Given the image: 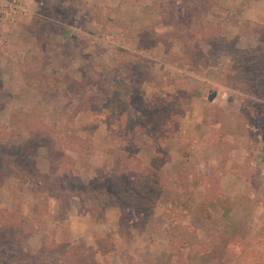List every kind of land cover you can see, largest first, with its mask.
Instances as JSON below:
<instances>
[{
    "label": "rangeland",
    "instance_id": "obj_1",
    "mask_svg": "<svg viewBox=\"0 0 264 264\" xmlns=\"http://www.w3.org/2000/svg\"><path fill=\"white\" fill-rule=\"evenodd\" d=\"M255 8L0 0V264H232L211 236L220 174L264 213Z\"/></svg>",
    "mask_w": 264,
    "mask_h": 264
},
{
    "label": "crops",
    "instance_id": "obj_2",
    "mask_svg": "<svg viewBox=\"0 0 264 264\" xmlns=\"http://www.w3.org/2000/svg\"><path fill=\"white\" fill-rule=\"evenodd\" d=\"M78 15L83 16V11H80ZM250 16L254 20L261 21L264 18V11H258L257 8L250 9ZM94 134L96 137L97 132H94ZM97 142L98 140L94 141V144H97ZM219 190L226 196L217 198L219 199L217 203L219 212L216 217H213L216 219L218 228H216L215 234L211 236L215 237L217 241L223 242L222 248L219 249L220 254L217 257L221 255L224 259H232V264H238L237 262H240L244 252H249L250 264L257 262L264 264L263 209L260 206H255L250 216L249 212L252 210L250 204L248 202L243 204V199L248 201V196L252 192L251 186H246L240 175L230 171L220 174ZM250 202L252 203V201ZM99 222L101 221H97V224ZM213 240L214 238L210 241L207 240L210 246L208 252L212 251V244L210 243Z\"/></svg>",
    "mask_w": 264,
    "mask_h": 264
},
{
    "label": "built area",
    "instance_id": "obj_3",
    "mask_svg": "<svg viewBox=\"0 0 264 264\" xmlns=\"http://www.w3.org/2000/svg\"><path fill=\"white\" fill-rule=\"evenodd\" d=\"M9 4V9H11V11L16 12V13H24L26 14V9L24 7L19 6L16 3L10 2Z\"/></svg>",
    "mask_w": 264,
    "mask_h": 264
},
{
    "label": "water",
    "instance_id": "obj_4",
    "mask_svg": "<svg viewBox=\"0 0 264 264\" xmlns=\"http://www.w3.org/2000/svg\"><path fill=\"white\" fill-rule=\"evenodd\" d=\"M217 92L215 90H210L207 99L208 101H212L216 97Z\"/></svg>",
    "mask_w": 264,
    "mask_h": 264
},
{
    "label": "trees",
    "instance_id": "obj_5",
    "mask_svg": "<svg viewBox=\"0 0 264 264\" xmlns=\"http://www.w3.org/2000/svg\"><path fill=\"white\" fill-rule=\"evenodd\" d=\"M74 195H75V197H76V196H80V197H81V195H79V193H78V195H76V194H74Z\"/></svg>",
    "mask_w": 264,
    "mask_h": 264
}]
</instances>
